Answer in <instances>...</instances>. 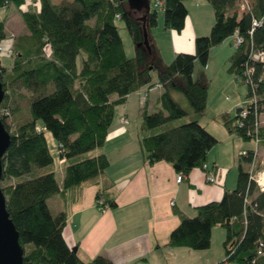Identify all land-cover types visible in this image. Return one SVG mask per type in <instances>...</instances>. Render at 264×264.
Returning a JSON list of instances; mask_svg holds the SVG:
<instances>
[{
    "label": "trees",
    "instance_id": "16d2710c",
    "mask_svg": "<svg viewBox=\"0 0 264 264\" xmlns=\"http://www.w3.org/2000/svg\"><path fill=\"white\" fill-rule=\"evenodd\" d=\"M6 1L18 7L24 4V0H0V5ZM188 1L165 0L164 11L152 7L149 14L130 10L128 0H63L59 5L53 0H35V9L21 11L30 34L14 40L12 65L2 66L0 71L6 94L0 115L11 136L3 158L1 187L20 235L24 264H113L104 255L89 262L82 260L67 243L64 230L68 195L96 181L110 167L105 154L84 156L105 145L117 108L131 94L144 88L163 89L157 110L149 113L147 107L143 109L145 133L200 115L208 101V87L203 80L194 79L196 64L206 67L211 50L238 31L244 42L227 61L228 70L237 79L242 77L239 82L246 86L244 74L255 69L252 78L258 111H264V64L253 63L250 57L251 42L264 50V0H252V15L263 21L252 38V17L243 13L244 21L240 22L238 0H208L215 15L210 34L196 38L194 55L178 53L171 64H162L159 57L152 56L149 30L158 25L161 12L166 30L182 32L188 18ZM118 20L126 24L136 47L135 57L127 56ZM0 37L2 43V23ZM246 87V98H250L251 87ZM174 94L183 95L189 110L176 101ZM21 100L26 102L25 108H21ZM5 107H9L10 116L1 112ZM242 109L234 118H224L225 126L230 133L252 141L248 133L254 131L255 109L248 106L245 119L240 116ZM46 132L52 133L60 161L64 160L62 182L53 172L40 174L55 162ZM259 137L264 146V128ZM218 144V139L196 119L140 141L146 163H170L185 177L196 168L202 169L209 152ZM247 153L239 157L234 191L226 192L221 201L198 207L195 216L175 210L180 224L170 234V247L208 250L213 229L220 227L226 231L225 260L218 264H264V254L259 255L260 243L264 244V192L250 179L255 150ZM105 191H98V204L103 209L116 208L115 200ZM51 199L65 207L54 214Z\"/></svg>",
    "mask_w": 264,
    "mask_h": 264
},
{
    "label": "crops",
    "instance_id": "0c3cea01",
    "mask_svg": "<svg viewBox=\"0 0 264 264\" xmlns=\"http://www.w3.org/2000/svg\"><path fill=\"white\" fill-rule=\"evenodd\" d=\"M32 1L24 0L21 7L13 3L8 8H0V23L5 32L2 44L5 47L12 44V38L15 40L30 34L21 11L35 9ZM62 1L53 0V3L59 5ZM186 7L188 18L182 32L166 30L164 22L160 27L159 21L152 28L160 31L156 37L153 34V38L162 64H171L178 53L194 55L196 38L208 36L212 30L215 15L208 0H190L186 2ZM162 46L169 47L166 57ZM236 50L232 36L211 50L206 67H195L193 76L196 81L203 80L207 87L216 82L217 88L200 115H190L176 122L180 125L196 119L218 139L219 144L209 152L206 160L208 170L215 174L216 183L208 182L207 172L201 168L192 170L183 182L178 183V173L172 164L159 162L150 166L146 163L141 139L174 127L175 122L145 133L142 131L143 109L147 107L150 113L152 108L155 112L163 89L144 88L131 94L117 108L105 145L95 151V156L101 153L107 155L110 167L96 179L95 188H87L85 184L68 195L64 238L70 247L78 248L82 260L89 262L98 255L107 256L113 264H218L225 260L226 231L220 227L213 229L211 248L205 251L173 248L168 241L172 231L180 224L175 210L195 216L198 207L221 201L226 192H232L237 187L241 155L238 154L250 149H242V138L229 132L224 119L234 118L246 99L247 88L243 95L235 99L227 96L226 101L224 96L240 84L227 65ZM143 95L147 96L145 104L142 102ZM123 118L126 121L121 123ZM60 165L63 166L62 182L64 164ZM258 165L264 168V160H258ZM99 186L115 200L116 208L103 209L98 204L96 195ZM55 200L56 211L65 207Z\"/></svg>",
    "mask_w": 264,
    "mask_h": 264
},
{
    "label": "built area",
    "instance_id": "2783aa9c",
    "mask_svg": "<svg viewBox=\"0 0 264 264\" xmlns=\"http://www.w3.org/2000/svg\"><path fill=\"white\" fill-rule=\"evenodd\" d=\"M13 3L10 1H6L5 4L3 6L0 5V8H8L12 5ZM33 6H36L35 4V0L32 1L31 3ZM164 4H165V0H151V7H153L154 9H157L159 11H164ZM238 4L239 7L241 9V11L245 14H249L252 17V28L249 31V34L251 36V38L253 37V34L256 30L257 27L262 26L263 21L256 19L253 15H252V0H238ZM233 38L235 39V44L236 46H240L243 44L244 42V38L240 35V33L238 31H236L233 35ZM14 39L12 38V44L9 47H5L2 43H0V56H5V57H9V58H13L14 57ZM250 57H251V61L253 63H260V64H264V50L261 49H257L254 45L253 42H251L250 45ZM255 73V69L254 68H250L248 69V71L244 74V81L246 86L250 85L251 87V91L252 92L250 98H246L245 99V103L243 104V109L241 111V118L245 119L247 118V116L249 115V111L247 110L248 106H254L255 109V117H254V131L253 133H248L249 136L252 137V141L255 142L256 144V150L254 153V158L252 163L249 166V172H250V179L256 183L257 188L259 189L260 192H264V169L259 170L258 169V152H259V145H260V137H259V133L261 132V129L264 128V111H258V97L256 94V86H255V81L253 80L252 76ZM243 80L242 77H238V81ZM142 102L143 104H145L147 102V96L143 95L142 96ZM5 116H10V109L9 107H5L3 108V110L1 111ZM126 120L123 118L121 120V123H124ZM238 126L240 128L243 127V122L239 120L238 122ZM241 154H243L244 156H247V150L243 151ZM61 164L64 163V160L60 161ZM204 171L207 172V180L210 183H216V177L215 174L213 172H211L210 170H208L207 165L205 164L202 168ZM186 177L183 174H178V178H177V182L181 183L184 181ZM245 203L248 204V198H245ZM174 205V203H173ZM264 254V244L260 243V251H259V255H263Z\"/></svg>",
    "mask_w": 264,
    "mask_h": 264
},
{
    "label": "rangeland",
    "instance_id": "374dc122",
    "mask_svg": "<svg viewBox=\"0 0 264 264\" xmlns=\"http://www.w3.org/2000/svg\"><path fill=\"white\" fill-rule=\"evenodd\" d=\"M56 2H59V0H56ZM239 20H240V22L244 21L243 12H240ZM159 24H160V27L163 24V19H162V13L161 12H160ZM117 27H118V30H119V34H120V36L122 38V41H123L127 56L129 58L135 57L136 56V47H135L134 43L131 40L130 34H129V32L127 30V27H126V24L123 21L118 20L117 21ZM157 32H160V31H157L156 28L149 30L150 44H151V47L154 50V52L152 53V56H153L154 59H158V57H159L158 53H157V50L155 49V46H154L155 43H154V38H153V34H154V37H156L157 36ZM162 48H163V54L166 57L168 55V52H169V49H168L169 47L168 46L167 47L166 46H162ZM0 58H1V61H2V66L3 67L8 68V67H10L12 65L13 60L11 58L5 57V56H0ZM196 66L198 68V66H200V64L197 63ZM155 78H156V75H155ZM216 88H217L216 82H214L212 85L208 86V99L210 98V96H212V93H214ZM246 88L247 87L244 84H241V83L240 84L239 83L236 84V89H233V90H231L229 92H226V94L224 95L225 96V100L227 101V98H226L227 96H229L230 99L232 100V99H235L236 97H238V95H240V94L243 95L244 92L246 91ZM174 97H175L176 101H178L182 105L183 108L189 109V105H188L186 99L183 97L182 94H175ZM151 98L153 99L154 96H152ZM215 100H217V99L215 98ZM20 102H21L20 103L21 104V108L22 107L25 108L26 102L24 100H21ZM153 112H154V110L151 108L150 113H153ZM19 117H20V119H22L21 115ZM175 126H178V125H176V122L174 124V127ZM45 136H46V139H47L48 146H49V149L51 151V154L53 155V157L55 159V162H54V164L52 166L43 169L40 172V174L41 175H45V174L53 172V173H55L56 179L60 182L61 181V177H62L63 166L60 165L58 143L55 140V138L53 137L52 133L46 132ZM241 144H242V147H243L242 149L256 150V144L253 141H245V140L242 139L241 140ZM95 154H96L95 151L87 153L84 156V158L93 157V156H95ZM240 154H241V152L238 155H240ZM261 159L264 160V146L259 145L258 160H261ZM244 167L246 168V170H248V166L247 165L244 166ZM95 182L96 181H94V180L87 182L86 183L87 188H92V189L95 188ZM92 189H90V192H92ZM98 191H102L103 192V188L99 186V190ZM49 205H50L53 213L56 214L57 213V211L55 209V207L57 205L56 200L55 199L49 200ZM215 247L217 248V246H215Z\"/></svg>",
    "mask_w": 264,
    "mask_h": 264
},
{
    "label": "water",
    "instance_id": "95a60500",
    "mask_svg": "<svg viewBox=\"0 0 264 264\" xmlns=\"http://www.w3.org/2000/svg\"><path fill=\"white\" fill-rule=\"evenodd\" d=\"M129 8L149 14L151 12V0H128ZM1 43V37H0ZM2 61L0 58V71ZM3 83L0 79V110L5 99ZM11 145V136L6 129L0 115V264H24V249L20 244V235L7 210V200L1 187L3 176V158ZM75 252L78 248L74 247Z\"/></svg>",
    "mask_w": 264,
    "mask_h": 264
}]
</instances>
